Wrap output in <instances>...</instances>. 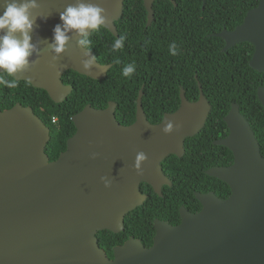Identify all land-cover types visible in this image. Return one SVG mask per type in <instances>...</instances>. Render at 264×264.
<instances>
[{"label":"water","instance_id":"water-1","mask_svg":"<svg viewBox=\"0 0 264 264\" xmlns=\"http://www.w3.org/2000/svg\"><path fill=\"white\" fill-rule=\"evenodd\" d=\"M124 1L84 0L107 10L106 28L115 36ZM154 1L143 0L147 25L154 19ZM37 3L40 7L32 10L35 19L30 32L35 50L28 57L30 64L35 63L16 78L62 102L74 90V85L64 81L66 71L103 79L112 64L100 63L91 51L96 62L91 73H85L81 62L89 58L88 50L78 44L81 37L74 32L68 33L72 39L67 50L53 62L49 50L53 28L62 24L59 15L65 7L77 0ZM217 35L225 40L224 50L240 42L252 43L250 65L264 71V0L248 10L241 24ZM199 85L200 96L194 101L181 88L179 107L166 112L158 123L146 116L143 88L136 119L128 125L118 121L116 102L109 101L104 108L87 104L72 116L76 132L54 160L46 153L50 128L31 106L16 103L0 109V264H264V156L236 102L224 117L228 135L214 141L233 152V162L207 170L230 186V195L221 198L214 192H197L203 205L200 211L181 206V222L175 225L155 219L151 246L130 236L114 247L110 257L99 244V231H123L126 215L144 203L147 195L142 183L150 184L160 196L164 185H172L162 162L170 154L184 155L186 138L200 132L212 109ZM257 93L264 107V85ZM168 120L177 125L171 134L162 131ZM140 151L147 160L138 175L133 165ZM94 152L98 153L95 159L91 157ZM101 177L110 180L111 186L105 187Z\"/></svg>","mask_w":264,"mask_h":264},{"label":"trees","instance_id":"trees-1","mask_svg":"<svg viewBox=\"0 0 264 264\" xmlns=\"http://www.w3.org/2000/svg\"><path fill=\"white\" fill-rule=\"evenodd\" d=\"M155 0L154 19L148 23V11L143 0H125L124 12L116 26L118 36L101 26L92 32L91 51L98 61L112 64L107 76L94 79L70 69L63 75L74 90L62 102H55L42 88L29 81L18 80L16 88L0 85V109L16 103L31 106L50 128L46 153L50 160L58 158L67 147V140L76 132L72 116L91 103L97 108L116 102V117L128 125L136 119L137 99L143 88V108L151 123H158L165 112L175 111L181 102L180 91L194 101L200 96V85L212 105L205 126L199 133L187 137L182 157L170 154L162 162L164 172L172 185H164L163 195L142 183L148 198L141 206L125 217V229L119 233L101 230L99 244L110 257L114 247L123 244L130 236L153 244L155 219L171 224L180 222L179 209L186 205L198 211L201 204L195 192L215 191L227 198L230 186L217 177L207 174L216 165H230L233 152L224 145L214 144L215 139L229 133L224 117L233 102L250 122L264 156V107L258 97V87L264 85V71L251 67L254 45L240 42L224 50L225 40L217 33L224 28L234 29L241 24L249 9L259 0ZM120 36L123 48L112 50ZM177 45V54L169 46ZM119 59L120 63H115ZM135 64L130 77L122 74L128 64ZM5 79L12 77L4 74ZM53 117H57L54 122Z\"/></svg>","mask_w":264,"mask_h":264},{"label":"clouds","instance_id":"clouds-1","mask_svg":"<svg viewBox=\"0 0 264 264\" xmlns=\"http://www.w3.org/2000/svg\"><path fill=\"white\" fill-rule=\"evenodd\" d=\"M40 5L37 0H0V85L9 89L16 88L18 80L17 73H21L28 69L31 64L28 57L35 50V46L30 42V32L33 28L34 9H38ZM59 19L62 24H56L53 28V43L49 45V50L54 54L52 61L55 62L59 59L69 45L71 36L69 32H74L75 35L81 37L78 44L88 51L85 55L89 56L88 59L83 60L82 67L87 74L91 73L93 63L96 62V57L91 56L92 41L90 35L92 32L100 29L101 26H107L109 14L107 10L97 3L84 2V0H77L75 4H69L60 13ZM91 30V33L86 30ZM124 37L117 38L112 45L113 51H118L123 48ZM170 53L177 54V45L173 42L170 46ZM119 64V59L115 60ZM55 67V63L50 65ZM135 72V64L126 65L122 74L125 77H130ZM4 74L12 79H5ZM99 73H97V76ZM177 127L173 120H168L164 123L162 131L165 134H171ZM98 153H92L91 157L95 159ZM147 160L146 153L137 152L134 162V169L137 174H142V164ZM105 187L111 186V181L106 177H101Z\"/></svg>","mask_w":264,"mask_h":264},{"label":"flooded vegetation","instance_id":"flooded-vegetation-1","mask_svg":"<svg viewBox=\"0 0 264 264\" xmlns=\"http://www.w3.org/2000/svg\"><path fill=\"white\" fill-rule=\"evenodd\" d=\"M166 113V112H165ZM201 131V130H200ZM199 133V132H198ZM228 135V134H227ZM224 138V137H223ZM219 139H221V138H219ZM215 140H217V139H215ZM214 140V141H215ZM213 141V142H214ZM215 144V143H214ZM216 145H218V144H216ZM216 166H221V165H216ZM226 166V165H225ZM167 175V174H166ZM168 176V175H167ZM171 180V179H170ZM148 184V183H147ZM142 185V184H141ZM150 185V184H149ZM164 187V186H163ZM142 188V187H141ZM143 191V190H142ZM144 192V191H143ZM208 192H214L217 196H219V197H221L220 195H218L215 191H207V192H203L202 191V193H208ZM145 193V192H144ZM196 193L197 192H195V196H196ZM146 195H147V193H146ZM147 198H148V195H147ZM146 198V199H147ZM197 198V197H196ZM221 198H223V197H221ZM198 199V198H197ZM198 201L200 202V200L198 199ZM200 204H201V208L198 210V211H200L201 209H202V207H203V205H202V203L200 202ZM181 206H185L188 210H190L191 212H198V211H193V210H191L190 208H188L186 205H181ZM181 206H180V208H181ZM179 214H180V209H179ZM158 219V218H157ZM160 220H163V219H160ZM164 221H167V220H164ZM169 222V221H168ZM180 222H181V214H180ZM179 222V223H180ZM155 223V222H154ZM170 223V222H169ZM179 223H177V224H179ZM155 225V224H154ZM175 225V224H174Z\"/></svg>","mask_w":264,"mask_h":264},{"label":"built area","instance_id":"built-area-1","mask_svg":"<svg viewBox=\"0 0 264 264\" xmlns=\"http://www.w3.org/2000/svg\"><path fill=\"white\" fill-rule=\"evenodd\" d=\"M57 120V117H53V121L55 122Z\"/></svg>","mask_w":264,"mask_h":264}]
</instances>
